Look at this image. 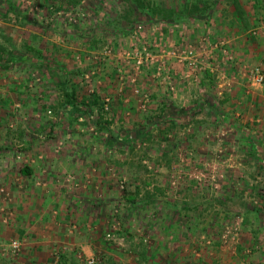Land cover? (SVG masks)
I'll return each instance as SVG.
<instances>
[{"label":"rangeland","instance_id":"1","mask_svg":"<svg viewBox=\"0 0 264 264\" xmlns=\"http://www.w3.org/2000/svg\"><path fill=\"white\" fill-rule=\"evenodd\" d=\"M153 1L163 8L176 9L190 2ZM55 2L49 5L52 11L58 8ZM131 2L82 0L75 7L66 3L68 9L59 14V21H67L55 33L68 39L72 48L90 33L99 39L101 47L106 48L99 54L103 65L92 69L103 81L101 85L98 80L100 87L95 89L99 94L106 93L107 98L106 85L110 84L121 96L111 97L107 110L79 115L71 125L54 128L53 124L46 125L53 121L52 113L40 118L37 112L25 113L17 103L20 106L14 115L10 108L6 121L0 124V151H7L4 143H11L7 145L20 152L15 166L22 167L30 162V151L48 148L34 144L35 139L54 137L67 141L60 151L87 158L82 159L84 174L86 168H92L90 163L97 164L101 173L94 174L100 181L96 191L57 195L63 194L68 201L73 195L80 196L81 206L70 203L73 220L87 216L86 212L93 210L90 204L97 203L98 216L111 215L116 231L131 235L128 238L122 233L120 243L112 244L119 264H136L135 257L145 264V256L155 260L153 264L158 259L162 264V257L172 259V264L243 263L236 253L264 250V128L259 120H264V109H260L264 103L260 107L256 103L254 108L252 103L244 106L248 100L235 95L239 90L232 87L233 82L219 78V65L210 73L212 79L204 75L206 82L193 80L196 64L205 57L200 54V41L211 38V27L203 16L179 23L177 28L164 25V44L157 35L160 21L135 12L136 16L128 14L131 24L127 22ZM22 6L32 16L38 11L37 0H24ZM85 63L80 66L70 61L68 70L83 68ZM30 77V89L35 87L37 93L47 89L41 85V74ZM157 93L165 95V108L159 106ZM54 100L47 99V105ZM34 103L31 101L27 108ZM130 104L132 108L128 109ZM98 116L101 123L109 122L111 134L98 128ZM102 138L107 139L109 147ZM70 162L58 160L57 169L70 170ZM25 211L22 207V214ZM21 240H16L20 243L16 253L8 247L10 253H0V264H35L37 257L30 256ZM77 258L78 264L90 260L86 255ZM56 260L53 257V263ZM99 263L96 260L94 264Z\"/></svg>","mask_w":264,"mask_h":264},{"label":"crops","instance_id":"2","mask_svg":"<svg viewBox=\"0 0 264 264\" xmlns=\"http://www.w3.org/2000/svg\"><path fill=\"white\" fill-rule=\"evenodd\" d=\"M57 1L37 0L38 11L35 15H38V18L34 19L35 15L30 14V16L28 11L22 9L24 0H0V124L6 121L10 108L14 115V111L20 106L17 103L21 104L25 113L37 112V117L40 118L52 113L53 121L46 122V125L51 127L53 124L52 128L69 124L70 110L68 107L59 109L55 114L51 108L60 102L62 97L56 84L68 81L72 77L71 72L76 70L71 72L68 70L67 65L70 61L78 62L80 66H82V61L86 62L84 67L79 69L82 74L72 77V80L76 82L78 94L96 97L99 98V102L101 101L98 105L90 107L88 112L92 113L102 108L107 110L111 102L110 98L117 94L114 86L110 84L106 85L107 92H109L107 98H105L106 93L99 94V91L95 89H99L103 81L97 79L99 75L96 76L92 69L103 65L104 61L99 54L103 48H106V46L101 47L99 39L90 33L80 42L77 40L76 47L72 48L68 44V39L64 36L57 37L55 34L59 31V26L62 27L67 21L64 18L59 21V14L68 9L66 5L68 0ZM54 2L58 8L52 11L49 5ZM9 4L13 7L10 8ZM83 6L82 3L81 7ZM203 17L206 19L205 23L211 27V38L207 40L204 37L200 41L199 49L202 50L200 54L205 57L200 58L196 64L195 71L198 73H194L193 80L206 82L208 79L205 76H210L212 79L213 75L210 73L213 72L214 67L219 65L221 69V74H218L219 78L233 82L232 87L239 90L235 95L248 100L249 104H244V106L252 103L254 108L257 103L260 107L261 103H264V82L256 83L249 75V70L257 67L264 74V28L262 27L264 0H213ZM110 24V27L112 26L116 31L115 25ZM82 26L85 27V24L83 23ZM163 26L160 27L157 35L161 36L160 39L165 44V35L162 34L165 32ZM169 26L178 27L177 24ZM91 41L96 42V50L87 48V43ZM53 71L56 72L53 73ZM36 73L42 75L41 85L47 88L44 91L39 90L38 93L33 91L35 87L30 89L33 85L30 84V76ZM98 80L100 83L97 82ZM221 83L223 84L222 81ZM90 85L92 89H89ZM247 86H253L257 91L254 89L249 91ZM220 92L222 93V89ZM117 96L121 95L117 94ZM164 96L162 94L158 99L161 108L166 106ZM45 98L51 102L55 100L47 105V99L43 101ZM38 100L41 103H38ZM31 101L36 104L27 108L26 105H29ZM133 101L130 100V102ZM112 104L110 107L114 106ZM128 104L123 108L124 111L127 110ZM116 105L123 106L124 104L117 103ZM131 108L130 104L128 109ZM82 109L85 108L82 107ZM260 109H264L262 105ZM260 116H262L261 113ZM259 120L264 128V120ZM63 140L54 137L35 139L34 144H41L48 148L44 151H38V148L37 151H30L31 154L27 155L30 162L22 167L18 164L15 166V162H19V150L13 151V147L11 149L7 145L11 143H4L7 151H0V253H10L7 247L12 249L11 244L21 238V241L28 246L30 256L37 257L35 264H78L77 257L81 259L85 255L89 256L93 264L96 260L100 262L99 264H119L117 256L112 251V246L120 243L119 240L123 238L122 233L128 238L131 235L117 232L114 218L111 215L98 216L95 208H98L100 204L97 203L90 204L93 210L86 212L87 216L82 215L81 218L73 220L69 208L73 203L81 206L78 200L80 196L73 195L69 197V201L63 199V192L96 191L100 181L95 178L94 174L100 175L101 173L97 164L90 163L92 168L90 166L86 168V174H84L85 170L83 171L82 166L85 163L82 159L87 158L82 156L80 159L81 154L60 151L63 144L67 142L66 139ZM101 140L106 142L107 139L102 138ZM58 145L60 147L55 149ZM55 160H57L56 164L58 160H71L70 170L60 171L57 169L60 163L55 164L54 167ZM88 160L90 161L89 158ZM92 160H95V157ZM23 167L29 169L30 174H22ZM89 170L92 173H89ZM57 192L63 194L57 195ZM22 207L26 210V214H22ZM8 208L13 211H8ZM62 209L64 210L61 212ZM61 214H64L63 217ZM9 241H11L9 246H5ZM17 243L19 248L20 243ZM16 250L11 251L16 253ZM263 251L260 248L256 251L252 248L238 252L235 256L238 255L240 261H243L239 264H264L261 258L264 257ZM53 257L57 258L55 263H53ZM134 260L136 264H141L137 261V257ZM142 260L145 264H153L155 261L152 262L149 256L148 260L147 256L142 257ZM160 261L162 264H172L170 263L172 259L169 257H162Z\"/></svg>","mask_w":264,"mask_h":264},{"label":"trees","instance_id":"3","mask_svg":"<svg viewBox=\"0 0 264 264\" xmlns=\"http://www.w3.org/2000/svg\"><path fill=\"white\" fill-rule=\"evenodd\" d=\"M133 6L129 7V11H127V22L131 24V21L128 19V14H133L136 12L141 16L148 17L149 20H156L160 21V24L163 25H171V24H179V23H185L188 22L192 18H196V16H203L208 12L209 7L213 3V0H190L189 3L184 5L183 7H180L179 9L176 8H163L158 3H156L153 0H131ZM81 3V0H68L67 5L69 7H75L79 6ZM10 8H12V5H8ZM135 15V14H134ZM136 16V15H135ZM126 18V17H125ZM89 49L96 50V42L91 41L87 43ZM208 73V72H207ZM82 72L79 71V69L71 72L72 77L81 75ZM70 75V74H69ZM72 77L63 83L58 82L56 84L57 89L61 91V101L56 103L52 106L53 113L55 114L56 111H58L61 108L68 107L69 113H68V123L71 125L73 122H76L78 120L79 115L85 116L89 115L90 107L93 105H98L99 98L96 97H86V96H80L78 94V88L76 85V82L72 80ZM206 78V77H205ZM85 108V109H82ZM164 108V107H162ZM103 110V109H102ZM102 117L98 116L95 123L98 125V128L101 129L103 132L109 131V122L101 123ZM111 136V135H110ZM111 140V139H110ZM111 143V141H110ZM106 146L109 145L108 141L105 142ZM109 147V146H108ZM30 174L29 169L26 167L22 168V174Z\"/></svg>","mask_w":264,"mask_h":264},{"label":"built area","instance_id":"4","mask_svg":"<svg viewBox=\"0 0 264 264\" xmlns=\"http://www.w3.org/2000/svg\"><path fill=\"white\" fill-rule=\"evenodd\" d=\"M190 54V51L188 52ZM139 63V62H137ZM249 75L251 78L258 84H261L264 82V74L260 71L259 68L255 67L249 70ZM12 250H16L18 248V243L15 241L11 244ZM89 264H93V261H89Z\"/></svg>","mask_w":264,"mask_h":264}]
</instances>
